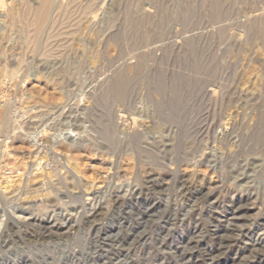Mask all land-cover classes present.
<instances>
[{
  "label": "rangeland",
  "instance_id": "1",
  "mask_svg": "<svg viewBox=\"0 0 264 264\" xmlns=\"http://www.w3.org/2000/svg\"><path fill=\"white\" fill-rule=\"evenodd\" d=\"M71 2L0 0V264H264V0Z\"/></svg>",
  "mask_w": 264,
  "mask_h": 264
},
{
  "label": "bare ground",
  "instance_id": "2",
  "mask_svg": "<svg viewBox=\"0 0 264 264\" xmlns=\"http://www.w3.org/2000/svg\"><path fill=\"white\" fill-rule=\"evenodd\" d=\"M71 1V0H70ZM42 4L40 9L37 10H32L31 8H29V6H27V8L24 9L22 14H15V16L13 15V20H12V25L13 26H17L21 29V31H26L28 33V38H29V44L35 45L34 43L36 42V40L38 39V37H41L40 34L42 31L45 32V27H48V17H49V10H50V5L52 0H41ZM67 4V3H66ZM54 6V5H53ZM88 7H84L79 4V0H72L71 4L69 6H65V8H61V12L64 16L62 17H58L57 19L55 18V20L51 21V25H50V29L48 33V35L46 36V41L43 44V51L44 53H46L47 55L49 54L54 55V54H60V52L62 50H64L65 47H68L67 45L69 44V38L71 37V35H73V33L75 32V22L78 19V17L80 15H82ZM52 9V8H51ZM51 11V10H50ZM14 14V13H12ZM52 15V14H51ZM85 15V14H83ZM82 15V16H83ZM80 20V17L77 21ZM48 24V25H47ZM47 25V26H46ZM252 29V28H251ZM22 31V32H23ZM48 31V30H47ZM256 32V31H255ZM45 33V34H46ZM40 40V39H39ZM43 41V40H42ZM27 43V40H26ZM28 45V44H27ZM42 46V45H41ZM28 48V47H27ZM32 50L34 49L33 47L31 48ZM36 50V49H35ZM42 53V52H41ZM45 54V55H46ZM15 73V72H14ZM13 73V74H14ZM11 74V75H13ZM124 78V77H123ZM124 81V80H121ZM126 82V81H125ZM119 83V82H118ZM124 83V82H123ZM119 85V84H118ZM125 87V85H124ZM121 91V90H120ZM124 92V91H123ZM6 116V115H5ZM6 118V117H5ZM3 118L4 123L7 122V119ZM10 122V121H8ZM12 122V121H11ZM10 122V123H11ZM10 126V125H9ZM7 128V126H5ZM3 128V127H2ZM5 130V128H4ZM2 131V130H1ZM7 131V130H6ZM5 132V131H4ZM8 133V132H7ZM4 134V133H3ZM6 135V134H5ZM52 172V171H51ZM50 176V175H49ZM67 176V175H66ZM70 176V175H69ZM63 177V176H62ZM69 178V177H68ZM39 180V179H38ZM46 180V179H45ZM71 181L68 180V182ZM67 182V183H68ZM35 183V182H34ZM33 183V185L35 186V184ZM42 184V183H41ZM49 184V183H46ZM37 185V184H36ZM34 186H31L28 188V190L26 191V194H30V192H33V190H35L34 192L38 191L39 189H34ZM40 186V185H39ZM38 186V187H39ZM8 188V187H7ZM5 188V189H7ZM10 188V187H9ZM27 188V187H26ZM44 188V187H43ZM41 189V188H40ZM9 190V189H8ZM25 194V193H24ZM32 194V193H31ZM29 196V195H28ZM152 203H150L151 205ZM241 204V203H240ZM31 207H37V208H42V205H39L37 203H32V205L30 204ZM152 206H155V204H153ZM153 208V207H152ZM22 212V211H21ZM20 212V213H21ZM23 213V212H22ZM144 213V212H143ZM97 215V214H96ZM95 215L94 219L91 218V222H95L97 216ZM144 215V214H143ZM93 216V214H92ZM99 216V215H98ZM236 216V214H235ZM236 218H238L236 216ZM90 220V219H89ZM42 223V222H41ZM40 224V223H39ZM234 227L236 225L232 224ZM42 226V225H40ZM47 225L42 226L41 228H46ZM225 238V237H224ZM224 238H219V244H225L224 243ZM222 244V245H223Z\"/></svg>",
  "mask_w": 264,
  "mask_h": 264
}]
</instances>
